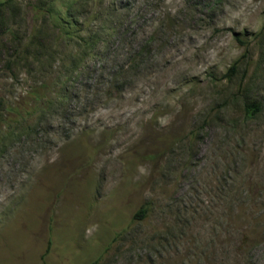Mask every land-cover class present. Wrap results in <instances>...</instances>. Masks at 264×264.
Returning a JSON list of instances; mask_svg holds the SVG:
<instances>
[{"label": "rangeland", "instance_id": "obj_1", "mask_svg": "<svg viewBox=\"0 0 264 264\" xmlns=\"http://www.w3.org/2000/svg\"><path fill=\"white\" fill-rule=\"evenodd\" d=\"M7 2L0 264H264V0Z\"/></svg>", "mask_w": 264, "mask_h": 264}, {"label": "trees", "instance_id": "obj_2", "mask_svg": "<svg viewBox=\"0 0 264 264\" xmlns=\"http://www.w3.org/2000/svg\"><path fill=\"white\" fill-rule=\"evenodd\" d=\"M9 5H11L10 2H7V0L5 2H1L0 3V30H5V32L9 31V32H12V35H15V32L13 30H11L9 28V25H10V22H9V17L8 15H12V12H9ZM41 11V9H40ZM44 11L42 10L41 11V14H43ZM68 15V14H67ZM70 15V14H69ZM65 37H68L69 34H71L69 32V29H65L64 33ZM18 34L16 35V38H17ZM37 37L38 35H32L30 40H29V43L27 45L28 48L30 47H36L37 48V45L39 46V43L37 42ZM81 39L83 40V42L86 44V45H90V43H94L92 39H94L93 36H90L88 38H83V36H80ZM14 37V39H16ZM70 39V38H69ZM237 40L242 43L243 45L245 44L246 45V42L242 39L241 36H237ZM246 53L249 54V51H250V46L246 45ZM244 54L245 57H249L250 55L248 54ZM251 59V57H250ZM238 61L235 62L231 67L230 69L228 70L227 74H226V77L228 78H231L237 71L238 69ZM251 63H248V66L246 68V71H248L249 67H250ZM65 96V94H64ZM63 96V99H65V97ZM264 110V102L262 100H258V98H253V99H250V98H246V100L244 101V114H245V117L246 118H250V119H253L255 117H257L260 113H262ZM4 120V119H3ZM7 120V119H6ZM148 213H149V208L147 205H143L134 215V219H139V220H142L144 219L145 217L148 216ZM122 234V233H121ZM120 235V234H118ZM118 235L115 237V239L118 238ZM99 259L90 263V264H98L99 263Z\"/></svg>", "mask_w": 264, "mask_h": 264}]
</instances>
